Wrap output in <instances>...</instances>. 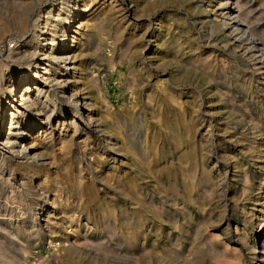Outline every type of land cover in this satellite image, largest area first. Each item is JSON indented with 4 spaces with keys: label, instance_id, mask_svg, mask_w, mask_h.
<instances>
[{
    "label": "rangeland",
    "instance_id": "1",
    "mask_svg": "<svg viewBox=\"0 0 264 264\" xmlns=\"http://www.w3.org/2000/svg\"><path fill=\"white\" fill-rule=\"evenodd\" d=\"M204 1L198 0L200 5ZM244 1L258 35L256 38L264 41V1ZM49 2L40 0L34 8L31 17L34 22ZM171 2L167 5L168 13L154 16L160 17V34L164 35L165 41L175 38L192 49L198 46L200 50L195 56H200L204 63L196 59L188 71L175 72L176 69L170 67L176 64L174 60L162 65L165 60H161L160 55H156L158 57H154L149 66L145 65V69L139 68L140 63L135 61L132 72L139 87L131 94L127 87L131 79L130 62L119 54V47L114 51L110 46L104 48L103 53L112 56L110 64L89 57L87 71L95 80L93 93L97 103L111 113L123 114L129 119L139 110L144 115L143 122L130 120L120 127L132 146L134 157L140 161L135 163V160L118 157L113 170L108 167L112 162L104 154L97 153V158L94 157L90 153L91 147L85 145L82 138H76L67 160H75L81 151L85 157L90 154L87 162L95 168L93 174L97 177H89L93 180L90 183V174L81 165L82 186L76 188L63 182L66 173L60 169L56 171L62 187L54 194L65 205L64 214L60 219H50L51 222L46 224L49 227L45 228V219L40 217L37 226L30 217L36 212V195L19 186L20 178L15 174V167L25 163L26 159H11L9 154L4 155L5 162L0 169V264L2 260H10L11 264H54L61 242L58 236L71 239V243L85 236L88 255L107 264H154L157 257L165 264H223L226 261L224 264H262L258 257L264 237L256 233L259 224L264 226V206L261 207L264 203V96L261 93L264 91V76L261 80L252 74L255 61L248 57L253 53L238 47L225 29L211 32L210 25L195 21L196 16L189 11L191 2ZM183 20L186 25L181 24ZM74 23L68 25V29L75 27ZM3 38L0 39V51L5 57L6 48L13 44L7 42V37ZM183 52L188 54L187 50ZM143 55L144 58L150 57L149 52ZM181 57L183 61L188 58L181 55L179 59ZM33 64L32 60L28 63L30 69ZM212 75L216 86L211 88L219 90L220 101H216L206 88L207 78ZM169 77L173 79L172 85L180 89L177 96L181 106L170 103L161 92L164 88L160 81L167 83ZM250 78L252 81L247 87L245 84ZM41 83L43 78L39 82L43 85ZM192 105L194 120L189 127L185 114ZM60 128L61 124L56 126L54 137L57 138L60 132L65 133ZM189 128L195 145L187 157L183 153L186 147L183 138ZM200 141L210 154L204 162L205 170H209L208 176L222 192L226 189V205L220 196L222 199L218 202L216 199L207 201L203 183H197L201 176L197 154ZM244 145L260 149V155L246 157ZM42 146L37 153L43 159L55 156L51 149L44 151ZM98 159L105 160L107 167L99 164ZM119 159L126 161L125 165H120ZM230 160H236L248 172V185L243 190L240 182L230 180L231 170L227 172L225 166ZM116 170L121 172L118 177L105 178L104 175ZM122 171L125 172L122 174ZM76 172H69V176L76 175ZM39 192L40 189L36 188V193ZM261 208L262 211L257 212ZM20 213L27 219H20ZM49 228L54 232L52 239L48 235ZM50 239L54 242L53 247L47 244ZM210 240L218 253L230 258L212 256L206 247ZM248 246L254 249H244Z\"/></svg>",
    "mask_w": 264,
    "mask_h": 264
},
{
    "label": "bare ground",
    "instance_id": "2",
    "mask_svg": "<svg viewBox=\"0 0 264 264\" xmlns=\"http://www.w3.org/2000/svg\"><path fill=\"white\" fill-rule=\"evenodd\" d=\"M177 1L191 2L189 11L196 16L195 21H199L203 25H210L211 32L219 28L225 29L227 36L238 43L236 44L238 47L240 46L244 52L253 53L248 57L255 61L254 71L251 73L259 79H263L264 41L256 38L257 34L252 27V19L244 0H206L201 5L198 0ZM39 3L40 0H0V39L5 36L8 39L7 42L13 44L11 48H6L5 57L1 55L3 53L0 51V169L5 162L4 155L6 154H9L11 159H21L22 157L26 159L22 165L17 167L14 165L15 174L20 178L19 186L36 195V212L30 216L34 219V224L39 226V219L42 217L46 220L44 225L46 228L48 222H51L50 219H60L64 214L65 205L60 201L61 198H56L54 194L55 191L58 193L59 187H62L56 171L60 169L66 173L63 182L66 185L76 186V188L82 186L79 168L81 165L90 174L88 176L90 183L93 181L92 178L97 177L93 174L95 168L89 161L87 162L90 160V154L89 157H85L86 154L84 155L81 151L76 154L75 160H67L69 154L72 153L76 138H82L84 144L91 147L90 153L94 157L97 158V153L104 154L106 159L112 162L108 167L113 170H115L113 163L118 157L130 161L135 160V163L140 161V158L134 157L132 146L120 127L122 124L126 125V122L130 120L141 123L144 115L139 110L129 119L123 114H113L109 109H104L97 103L93 93L95 80L93 75L87 71L88 60L91 59L89 57H95L100 62L110 64L112 56L103 53L104 48L110 46L114 51L116 47H119V54L130 62L131 79L127 83V87L131 94L139 87L132 72L135 61L140 63L139 68L145 69V65H148L154 57H158L156 55H160L159 58L165 60L162 65L174 60L176 64L170 67H174L175 72L180 70L186 72L191 68L192 61L197 59L199 63H204L205 60L199 59L200 56H195L200 50L198 46L192 49L189 44L186 45L175 38L168 42L163 39L164 35L160 34V17L154 16L168 13L170 9L167 5L172 3L171 0H50L49 5L42 8L43 12H40L39 18L37 17L38 19L34 22L31 18L32 12L34 13V8ZM56 7H59V10ZM56 9L55 19H53L52 15ZM70 21L75 22V27L71 30L68 29V25L72 23L68 24ZM181 24L186 25L184 20ZM28 33L30 34L27 39ZM161 39L164 42L160 46ZM40 41L43 42L42 45L37 44ZM183 50H187L188 54ZM145 52H149V58H144ZM181 55L188 56V58L183 61L182 57L179 59ZM31 60L34 61L32 69L28 65ZM40 78H43V83H41L43 85L39 84ZM207 81L209 82L206 85L208 93H211L216 101L222 100L219 90L216 87L211 88V86H216L214 75L209 76ZM251 81L250 78L245 85L249 87ZM172 82L171 77L167 83L160 81L164 88L161 92L170 103L175 102L181 106L177 96L180 89L178 86H173ZM261 93L264 96L263 90ZM185 120L188 126L192 127L193 105L190 111L186 112ZM59 124H61L60 130L65 133L60 132L56 138L53 133ZM183 141L186 144L183 153L188 157L194 151L195 145L190 128L185 132ZM42 145L45 147L44 151L51 149L50 151L55 153V156L51 159H43L42 155L37 153L40 148H43ZM243 149L248 158H256L261 153L260 149L255 150L251 146L244 145ZM207 150L209 149H205L204 144L200 141L197 154L201 176L197 183H203L205 188L203 194L207 201L213 202L216 199L218 202L223 198L222 202L226 205L228 201L225 196L226 189L222 192L214 180L208 176L209 170H205L204 162H207L210 157ZM98 160H100L99 164L107 167L105 165L108 164L105 160ZM118 161L120 165H125L126 161L123 162L121 159ZM225 166L227 172L230 173L229 170H231L230 180L240 182L243 190L248 185L246 169H242L236 160H230ZM69 172H76V175L69 176ZM124 172L122 171V174ZM118 173L121 172L116 170V172L104 176L107 180H111L118 177ZM39 179H41L40 183ZM83 187H86V183L83 184ZM36 188L40 189L39 193H36ZM219 196L222 198L220 199ZM263 206L264 203L261 207ZM261 211L262 208L257 212ZM22 214L20 213V219H27ZM101 215L103 214L101 213ZM23 222L25 221L23 220ZM257 229L259 230L256 234L264 237V233H262L264 226L259 224ZM48 231L49 238L52 239L54 232L50 228ZM58 238L61 239L58 244L59 252L54 256V261L58 264H77L79 262L107 264L88 255L86 251L88 243L85 236L77 239L76 242L72 239L73 243L67 237H62V239L61 236H58ZM51 239L47 244L53 247L54 242ZM209 242L206 246L208 252L214 257L224 258L223 254L216 251L214 242L211 240ZM261 246L263 248L259 253L258 260L264 264V244ZM244 249L251 251L254 248L248 246ZM229 258L225 257V259ZM9 261L2 260V264H11ZM235 261L237 262V259ZM153 263L165 264L162 258L158 257Z\"/></svg>",
    "mask_w": 264,
    "mask_h": 264
}]
</instances>
